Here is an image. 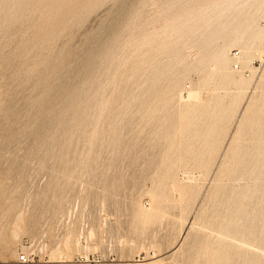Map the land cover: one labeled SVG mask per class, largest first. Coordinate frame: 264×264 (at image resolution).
Segmentation results:
<instances>
[{
    "label": "rangeland",
    "instance_id": "rangeland-1",
    "mask_svg": "<svg viewBox=\"0 0 264 264\" xmlns=\"http://www.w3.org/2000/svg\"><path fill=\"white\" fill-rule=\"evenodd\" d=\"M15 1L0 0V264H264V215L251 210L261 200L245 193L251 183L243 189L248 236L225 196L247 181L219 169L255 144L243 120L264 92V44L250 50L251 68L241 70L250 81L235 92L215 74L204 80L196 48L162 28L179 0L170 11L171 0ZM254 18L264 31V17ZM95 34L107 55L82 81L85 39ZM159 41L168 45L155 50ZM193 86L197 100L179 101ZM73 88L74 113L57 115L56 91ZM256 187L259 196L264 183Z\"/></svg>",
    "mask_w": 264,
    "mask_h": 264
},
{
    "label": "bare ground",
    "instance_id": "bare-ground-1",
    "mask_svg": "<svg viewBox=\"0 0 264 264\" xmlns=\"http://www.w3.org/2000/svg\"><path fill=\"white\" fill-rule=\"evenodd\" d=\"M117 1L120 2L119 5H122L123 0H117ZM172 1L173 0H171V2H169L168 5H167V10L168 11H170V9L173 7V5L171 4V3H173ZM179 1H181V8L179 10L180 13L172 12L171 14H169L167 16V18L164 17L165 19L161 20V22L164 21L163 24H161L162 28L166 30V32L169 35V37L171 36L173 38L171 42H174V43H178V42L186 43V41L188 40L189 43H190V46H193V47L196 48L195 55H196L197 69L200 72H202V71L206 72V76L204 77V80L207 79V78L211 79L213 74H215V76H217L220 79L221 82H223L224 84L228 85L229 88H231L234 91L235 90H239L240 88H245L246 85H248L250 79L246 78L244 76V74L242 73V71H243L244 68H247V67L249 68L250 65H251V64L250 65L248 64L249 63L248 61H250V63H251V59L253 58L252 54H250V50L256 44L257 45L264 44V31L261 30V27L259 28V27L256 26V24H255L256 23V21H255L256 18H254V15L255 16L258 15L260 17H264V0H252V2L245 9H243L244 4H245L244 1L240 2V0H179ZM200 2H203V3L200 4ZM22 3L24 4V2H22ZM20 5H22V4H20ZM120 9L122 10L123 7L119 6V10ZM159 13H160V11H159ZM115 14L116 15L112 19H110V21L108 22L107 26L105 25L106 26V28H105L106 32L105 33H107L108 31L110 32L115 27L117 19H118V16H119L117 11L115 12ZM163 32H164V30H163ZM165 34H163V35H165ZM100 37L101 36H98V35L95 34V35H88L87 38L85 39V42L89 46H88L87 51L83 54L82 59H81L80 66H81V79H82V81L87 79V78H89L90 75L93 73L92 71H93V69L95 67L96 62L97 61L102 62V60L105 59L104 58L105 55H107L106 54L107 47L105 45V42L103 40H101ZM166 37H164V38H166ZM218 39L223 40L224 43H221V44L219 43V44L215 45L214 43ZM166 40H167V38H166ZM148 41H149V43H148ZM152 41H153V36L149 35V36H147L145 38V41H144L145 44L144 45L150 44V42H152ZM94 43H97L96 44L97 47L95 46V49H93V46H92ZM167 43L168 42L163 43L162 41H159L156 44V46L154 47V49L155 50H158V49L160 50L162 47L166 46ZM181 45H183V44H181ZM128 46H129V44H128ZM232 46H237V48L240 50L239 52H237L240 55L236 59L233 56L234 53H231V56H229V51H230V48ZM173 54L177 55V52L175 51ZM248 58H250V60ZM182 60H183V57H180V55L175 59V61H180V62ZM235 62L239 65V69H235V66H234ZM167 69H168V65H165V66H163V68L159 67L156 70H157L158 73H161L164 70L166 71ZM252 72H253V70H252ZM71 77H73V74H71V76L69 74L67 75V78H71ZM178 79L179 78L175 77L174 80L170 83L171 84L170 85L171 89L175 87L176 83H178L177 82ZM199 82H200V80H199ZM256 86H257V88H260L259 91L261 90V88L264 89V73H262L260 75V79L258 80ZM79 91L80 90H78L77 88H73L72 90H69V91H66V90H63V89L56 91L54 97L60 99L59 101L61 102V105H62V107L58 106L59 108H57L56 110L54 109L56 111L57 115H61L62 110L64 108L66 110L70 111L71 113H74V108L72 109V102L78 96ZM234 91H231V90H230V92L226 91L227 92V94L225 95V97H227L226 100H228V98L230 99V97L232 96V94H229V93H232V92L235 93L236 91L235 92ZM259 93H261V92H259ZM116 96H117V94H116ZM177 98H179L178 99L179 101L186 102V104H187V102H190L191 100L193 101V99L197 100L196 87L193 86L192 88H190L186 92L185 95L183 93L182 94L179 93ZM231 101H233V100L230 99V102ZM227 103H229V101ZM195 104H196V102H195ZM195 104L194 105L190 104V106H187L185 108V111L187 113H191L192 114L193 111H196L195 110L196 109ZM95 110H97V109L95 108ZM248 110H249L248 111V116H246L244 118L243 122L247 123L246 127L249 129L248 132H247V136H248L247 139L249 140L250 143L254 142L255 144L253 146L247 148L245 151L240 152L239 156L236 155L238 157V159H239L237 162H233L232 163L230 161L232 163L231 165L229 164L230 166H228L226 163H224V164L221 165V168H219V169H220L221 173L223 172L225 175H228V177L230 179H233V177L238 174L239 177H244L245 180L247 181V184L244 185L240 189H236L235 187L230 185L228 191L226 190L225 196L227 198L231 199V200L232 199L234 200L230 204L229 210L231 208L230 212L232 214L231 216L234 215L233 216L234 220L237 219V223H236L237 225L236 224L235 225L236 226L241 225L240 227L244 228V230L246 231L247 235L248 236H252L253 233H254V227H253L252 222L251 223L249 222V224H246V223L244 224L243 223L244 221L242 222L243 216H239L238 215L239 214L238 211H240L242 209V204H243V201L245 200V197L249 196V195H247L245 193H250V196L253 195V197H254L253 201L255 200L256 202H258V199H260L261 200L260 204L262 205V206L259 205L260 208H258L257 211H256V209L254 210V208H256V207L253 206L254 208L251 209L252 212H259L261 215H264V190H262V194L258 196V194H257L258 187H256V184L258 182L264 183V92H262L261 94H259L256 97V99L251 103V105L248 108ZM91 127H92V125H91ZM243 134L245 135L244 132H243ZM95 145H97V144H95ZM233 153H231V154H233ZM236 156H234L235 159H236ZM233 161H235V160L233 159ZM187 181H189V180H187ZM249 183L252 184V189H250V192H245L244 193L243 189L247 188V185ZM248 190H246V191H248ZM255 194H257V196H258L257 200H256V197L254 196ZM17 219H18V216H17ZM262 220H264V218H262ZM262 229H264V228H262ZM260 231H262V230L259 229V232ZM236 244H238V243H236ZM232 255H233V253H232ZM20 257H19V259H20ZM50 258H52V257H50ZM253 259H254V256H253ZM50 260L53 261L54 259L53 260L50 259ZM59 261H63V259L60 260V258H59ZM59 261H57V262H59ZM82 262H84L83 264H86L87 262H89L88 257H86V258L84 257Z\"/></svg>",
    "mask_w": 264,
    "mask_h": 264
},
{
    "label": "built area",
    "instance_id": "built-area-1",
    "mask_svg": "<svg viewBox=\"0 0 264 264\" xmlns=\"http://www.w3.org/2000/svg\"><path fill=\"white\" fill-rule=\"evenodd\" d=\"M234 58L236 59V58H238V56H239V54L238 53H234ZM236 61V60H235ZM253 64H255V63H253ZM235 69H239V65L235 62ZM247 73V72H246ZM22 263H25V262H27L28 261V257H26V256H21L20 257V259H19Z\"/></svg>",
    "mask_w": 264,
    "mask_h": 264
}]
</instances>
